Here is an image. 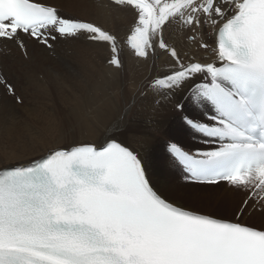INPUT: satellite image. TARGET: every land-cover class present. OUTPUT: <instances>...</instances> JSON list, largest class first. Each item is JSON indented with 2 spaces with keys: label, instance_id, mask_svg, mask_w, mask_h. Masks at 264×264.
<instances>
[{
  "label": "snow or ice",
  "instance_id": "6c2138e0",
  "mask_svg": "<svg viewBox=\"0 0 264 264\" xmlns=\"http://www.w3.org/2000/svg\"><path fill=\"white\" fill-rule=\"evenodd\" d=\"M136 16L127 43L158 49L171 69L147 85L175 108L199 143L167 145L187 183L227 184L244 197L230 217L180 203L154 182L143 150L114 132L100 144L49 148L0 168V264H264V0H113ZM53 0H0V41L51 50L61 38L104 44L122 67L116 34L67 15ZM177 27L211 59L182 55ZM209 31L212 35H209ZM18 102L14 85L0 77ZM183 101V103L181 102ZM7 158V146L0 162Z\"/></svg>",
  "mask_w": 264,
  "mask_h": 264
},
{
  "label": "bare ground",
  "instance_id": "6f19581e",
  "mask_svg": "<svg viewBox=\"0 0 264 264\" xmlns=\"http://www.w3.org/2000/svg\"><path fill=\"white\" fill-rule=\"evenodd\" d=\"M53 2L62 5L63 12L100 25L118 38L124 36L135 16L128 7L114 6L105 0ZM165 36L182 55L201 59L205 53L175 26ZM4 47L0 52V67L22 102L16 103L0 85V155H4L7 146V158L0 162V168L39 158L56 146L100 144L114 132L121 133V139L141 150L145 143L149 145L145 160L155 154L161 141L177 138L178 127L185 132L179 139L192 136L178 122L179 113L171 109V103L161 100L147 87L153 77L171 65L163 53L138 60L122 49V67L113 69L106 64L107 46L83 38L60 40L51 50L31 40L27 41L26 52L16 44L5 43ZM185 110L193 112V106L188 104ZM161 157L162 162L153 161L149 170L154 182L165 190L175 182L178 167ZM237 196L242 200L244 194L226 188L215 200L222 208L229 209L230 216L239 200ZM247 214L244 222L264 223V212L250 209Z\"/></svg>",
  "mask_w": 264,
  "mask_h": 264
},
{
  "label": "rangeland",
  "instance_id": "374dc122",
  "mask_svg": "<svg viewBox=\"0 0 264 264\" xmlns=\"http://www.w3.org/2000/svg\"><path fill=\"white\" fill-rule=\"evenodd\" d=\"M171 109L175 110V107L172 106ZM177 113H179V112L177 111ZM179 126H181V125H179ZM178 131L179 132L177 134H175V136L177 137L178 140H180L179 135H182V134L185 135V132L182 131V127L181 128L178 127ZM191 137H195V136H193V135L189 136L187 138V140H190ZM186 145L188 147H190L189 144H186ZM11 165H13V164H11ZM162 168H163V170H165L164 167H162ZM165 172H167V171L165 170ZM174 178H175V182L172 184L171 187L166 186L165 190L167 192H169L170 194H172L175 197V199H177L179 202H181L182 204H186L193 209H197V210L203 211L205 213H216V214L224 216V217H230L231 214H233L234 209H236L241 202V200H240L241 198H239L237 196L239 200L235 203V206L233 205L234 207L232 208L231 214L229 216V214H227V213H229V209H226L224 206L222 208L219 205V202L217 200H215V199H219L218 195L220 196V195H222V193L225 192V190L227 188L225 185L223 186V184H222L220 187L192 185V184H187L185 182H182L178 176H175ZM181 184L183 186H181ZM236 193H238V191H236ZM231 199L234 200L233 197ZM205 200H209V201L215 200V201H214V203L212 202L210 204H205L204 203ZM248 216H249V214H247V217ZM251 221L247 220L246 223H250ZM250 224L259 225L258 223L254 222V221H252Z\"/></svg>",
  "mask_w": 264,
  "mask_h": 264
}]
</instances>
